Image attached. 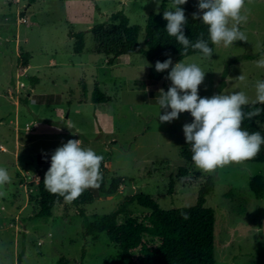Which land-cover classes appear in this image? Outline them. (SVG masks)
Here are the masks:
<instances>
[{
	"label": "rangeland",
	"instance_id": "1",
	"mask_svg": "<svg viewBox=\"0 0 264 264\" xmlns=\"http://www.w3.org/2000/svg\"><path fill=\"white\" fill-rule=\"evenodd\" d=\"M163 1L0 0V166L11 176L0 186V264H60L62 258L66 264H125L119 245L106 232L88 234L85 219L118 211L121 222L133 217L147 223L152 210L131 199L135 194L153 196L163 209L191 206L208 175L215 179L206 201L216 216L215 264H264V162L234 161L212 172L197 168L182 131L192 119L187 110L170 122L157 116L159 90L167 91L171 81L150 79L152 62L143 54L121 55L110 65L96 51L91 27L120 10L140 27L145 47L148 16L160 12ZM171 7L168 0L166 9ZM243 12L247 20L240 28L248 40L216 44L212 57L182 59L206 71L200 96L242 90L249 103L255 101V82L264 80V67L257 66L264 59V0H245ZM73 32L84 33L80 53ZM20 47L30 54L27 68L18 62ZM96 84L108 101H92ZM68 139L102 154L107 186L115 178L122 184L115 194L90 187L96 199L83 206L86 217L67 201L51 217H36L39 173ZM181 166L189 168L188 176H178ZM255 177L263 179L261 195L251 188Z\"/></svg>",
	"mask_w": 264,
	"mask_h": 264
},
{
	"label": "trees",
	"instance_id": "2",
	"mask_svg": "<svg viewBox=\"0 0 264 264\" xmlns=\"http://www.w3.org/2000/svg\"><path fill=\"white\" fill-rule=\"evenodd\" d=\"M168 0H164L160 12H153L148 16L146 24L145 47L139 41L140 27L133 25L129 17L123 10L110 15L109 21L97 23L91 27V32L95 38L96 51L104 53L108 57V64H113L121 55L143 54L148 61L152 62L149 71V78L152 80H162L167 84L170 80L166 78L169 69L157 72L154 64L157 60L161 62L168 56H176L178 60L184 59L193 54H202L199 49L188 47L184 51V46L179 44L174 36H169L165 30L167 23L162 13L166 9ZM188 23L184 27L185 35L189 40H195L203 34L204 39H208V26L200 21L199 17L193 19L192 13L202 11L197 8V0H187L182 5ZM77 39L74 47L76 53L84 49V33L73 32ZM210 46L215 51L216 44ZM252 58L254 55H249ZM240 59V58H239ZM30 54L20 47L18 62L24 68L29 66ZM171 67V65H170ZM34 77V84L38 82ZM92 101L102 103L109 98L96 84L92 91ZM256 108L261 111L258 115L245 118L242 127L249 132L259 131L264 134V128L259 123H264V104L248 103L243 106L245 112H252ZM242 161L264 162V145L260 151L252 158ZM104 161H101L103 167ZM189 168L181 166L178 176H188ZM44 173H39V210L36 217H51L55 206L65 200L59 194L48 191L43 178ZM103 176V175H102ZM263 181L260 177L251 180V188L257 195L262 194ZM176 177H171L168 192L174 193ZM122 184L121 178H115L111 185L107 186L106 178L97 187V192L115 194ZM215 188V179L208 175L204 183L198 190L197 201L191 206L174 207L163 209L156 198L145 193L135 194L131 199L137 200L141 205L151 209V214L147 223L138 221L137 218L130 217L125 222L119 220V212L113 211L101 219L89 222L85 219V227L88 234H98L106 232L109 239L121 248L119 262L125 264H215L214 262V232H215V210L206 206L207 197ZM96 192L90 187L85 189L71 203L76 207L80 216L86 217L84 205L94 202ZM60 264H66L62 258Z\"/></svg>",
	"mask_w": 264,
	"mask_h": 264
},
{
	"label": "clouds",
	"instance_id": "3",
	"mask_svg": "<svg viewBox=\"0 0 264 264\" xmlns=\"http://www.w3.org/2000/svg\"><path fill=\"white\" fill-rule=\"evenodd\" d=\"M155 2L159 4L160 0ZM186 2L172 0V7L162 13L167 21L165 30L184 46V51L192 47L212 57L214 50L209 41L227 47L236 40H248L240 28L247 20L243 12L245 0H197V8L202 11L193 12L192 17H199L208 26V39H204L201 33L195 42L190 41L184 32L188 19L181 6ZM257 66L264 67V59L258 60ZM154 69L157 72L169 69L166 78L171 81L167 91L163 88L159 90L157 116L161 122H170L187 110L192 119L182 125V131L197 168L212 172L229 162L250 159L260 151L261 145H264V134L249 132L241 126L245 118L258 115L261 111L260 108L252 112L243 110V106L249 103L244 91L222 90L211 96H200L198 86L206 71L199 64L186 63L182 59L173 63L171 56L162 62L157 60ZM255 92L253 102L264 104V80L255 82ZM102 160V154L83 146L80 139H68L51 153L50 166L43 178L45 187L71 202L85 189L99 187L103 179L100 171ZM10 181L8 169L0 166V186Z\"/></svg>",
	"mask_w": 264,
	"mask_h": 264
}]
</instances>
